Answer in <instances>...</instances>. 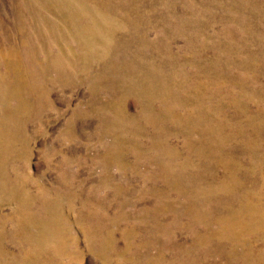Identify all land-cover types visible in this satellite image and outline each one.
Returning a JSON list of instances; mask_svg holds the SVG:
<instances>
[{"label":"rangeland","instance_id":"obj_1","mask_svg":"<svg viewBox=\"0 0 264 264\" xmlns=\"http://www.w3.org/2000/svg\"><path fill=\"white\" fill-rule=\"evenodd\" d=\"M0 264H264V0H0Z\"/></svg>","mask_w":264,"mask_h":264}]
</instances>
